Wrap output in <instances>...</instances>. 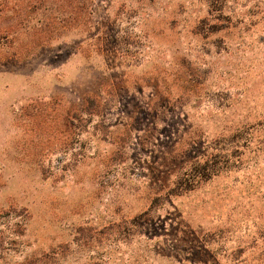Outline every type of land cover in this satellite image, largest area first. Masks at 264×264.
<instances>
[{"label":"rangeland","instance_id":"rangeland-1","mask_svg":"<svg viewBox=\"0 0 264 264\" xmlns=\"http://www.w3.org/2000/svg\"><path fill=\"white\" fill-rule=\"evenodd\" d=\"M44 254L264 264V0H0V264Z\"/></svg>","mask_w":264,"mask_h":264},{"label":"trees","instance_id":"trees-1","mask_svg":"<svg viewBox=\"0 0 264 264\" xmlns=\"http://www.w3.org/2000/svg\"><path fill=\"white\" fill-rule=\"evenodd\" d=\"M213 168L207 164L196 165L192 164L188 170V173L184 176H179L176 180L174 187L169 191L170 195L177 196L181 195L183 191L192 190L200 180L208 179L213 175ZM158 201V198H155L150 208L143 212L141 215L133 218L132 223H135L137 220L148 217L154 210L155 204ZM50 259V254H44L39 259H33L32 261L23 262L21 264H46V260Z\"/></svg>","mask_w":264,"mask_h":264}]
</instances>
